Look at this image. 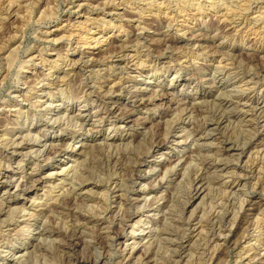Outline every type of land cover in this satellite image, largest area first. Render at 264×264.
Here are the masks:
<instances>
[{
	"label": "rangeland",
	"instance_id": "rangeland-1",
	"mask_svg": "<svg viewBox=\"0 0 264 264\" xmlns=\"http://www.w3.org/2000/svg\"><path fill=\"white\" fill-rule=\"evenodd\" d=\"M243 2L0 0V173L16 175L8 189L0 187V264H264V226L254 225L264 221V138L252 137L264 131V117L250 110L240 116L235 108L240 95L258 97L239 88H245L252 74L253 81L260 79L258 90L264 89V0ZM123 83L128 88L123 89ZM136 92L144 96L146 105L134 97ZM47 99L48 104L52 101L49 108L62 114L56 123L49 121ZM233 111L236 116L228 117ZM81 112L88 116L77 117ZM222 119L221 128L213 131L208 126ZM125 120H131L134 127L127 134L133 136V143L128 139L109 150L103 137L126 135L122 132ZM204 132H210L207 139ZM23 135L22 153L13 152V140ZM199 135L202 139L197 142ZM46 141L44 152L38 154L36 149ZM155 141H161L157 169L150 170L152 156L141 168L135 167L125 151L128 145L142 144L145 150ZM247 141L239 162L232 155L239 150H224L230 143L237 148ZM81 143L86 145L81 148L84 154L71 156ZM198 144H211L212 150H199ZM108 152L116 154L109 165L106 162L112 154ZM182 156L187 161L178 166L177 173L184 172L185 178L169 172L162 179L170 160ZM222 157L232 169L228 168L230 174L245 167L240 180L226 171L215 172L214 164ZM78 158L80 164L70 174L48 176ZM1 176L3 184L6 178ZM197 177L205 185L199 197L194 191ZM37 179L44 182L34 185ZM115 181L123 184L122 190L115 192ZM226 181L235 184L233 190ZM123 192L127 197L123 195L120 201L118 195ZM92 195L95 199L89 200ZM49 197H58L63 208L46 209L43 204ZM247 197L252 202L238 221L234 225L230 218L224 222L233 226L232 231H225V238L213 239L208 234L213 216L223 209L232 212L229 205L234 200L236 207H231L238 210L240 200ZM6 202H14L18 211L12 212ZM126 211L132 216L130 226L123 224ZM149 214L154 220L149 225L137 224L138 232L141 225L146 230L133 237L131 224L140 217L148 219ZM195 224L198 229L191 234ZM35 227L48 232L42 235ZM113 234L120 236L114 244ZM27 242L30 255L23 259L19 252L14 256L13 249H22ZM134 242L138 251L129 260L123 259L125 245ZM244 250L257 255L252 260L239 257Z\"/></svg>",
	"mask_w": 264,
	"mask_h": 264
},
{
	"label": "bare ground",
	"instance_id": "bare-ground-1",
	"mask_svg": "<svg viewBox=\"0 0 264 264\" xmlns=\"http://www.w3.org/2000/svg\"><path fill=\"white\" fill-rule=\"evenodd\" d=\"M242 2L244 1V0H241ZM248 2V1H247ZM153 3V2H152ZM244 3V2H243ZM245 3H246V1H245ZM247 4V3H246ZM249 5V4H248ZM247 5V6H248ZM11 6H12V4L11 5H9V8L8 9H10L11 8ZM246 6V7H247ZM244 7V6H243ZM258 7V6H257ZM8 9H7V11H8ZM241 9V8H240ZM30 10V9H29ZM199 10V9H198ZM244 10V9H243ZM242 11V10H241ZM10 13V12H9ZM230 13V12H229ZM235 13H237V12H235ZM239 13H240V11H239ZM237 15V14H236ZM235 15V16H236ZM239 15H241V13L239 14ZM2 16V15H1ZM238 16V15H237ZM258 18H259V16H258ZM262 18H264V16L262 17ZM255 19V18H254ZM259 20V19H258ZM264 21V20H263ZM253 30V29H252ZM136 53V52H135ZM226 57V56H225ZM30 58V57H29ZM94 58V57H93ZM76 65H77V63H76ZM76 65H73V66H76ZM150 65V64H149ZM73 68V67H72ZM219 69V68H218ZM72 71V70H71ZM255 75H258V74H255ZM261 75V74H260ZM230 75H228L227 77H229ZM251 76H253V74L251 75ZM251 76H249V79L245 82V80L244 81H242V82H245V88H243V86H240L239 88L241 89V91L243 92V91H245V90H251V93H254V95L256 96H258L257 98H249V97H247V98H243V96L242 95H240V96H238L237 98V106L235 107L237 110H238V113H239V115L241 116V115H245L249 110L250 111H252L253 112V114H257V116L259 115V117H264V89L262 88V89H260V90H258V84H259V81H260V79H257L256 78V82L255 81H253L254 79H255V76L254 77H251ZM57 77H59V76H57ZM237 77V76H236ZM264 79V78H263ZM259 80V81H258ZM252 81L254 82V83H252ZM262 82V81H261ZM236 83V82H235ZM250 83H252V84H250ZM128 86L129 85H126V83H123V89L125 88H128ZM131 87V86H130ZM119 88V87H118ZM91 93V92H90ZM140 96V93H138V92H136L135 94H134V97L139 101V102H141V104L143 105V104H145L146 105V99L144 98V96L143 97H139ZM142 96V95H141ZM138 97H139V99H138ZM151 99V98H150ZM47 101H48V99L47 100H45V102L44 103H47ZM150 101V100H149ZM223 101V100H222ZM148 102V101H147ZM50 103H52V101H49V104L47 103V105H45L47 108H45V109H47V110H49V114H52V116L51 117H49V121L50 120H53V122H58L59 120H60V118H61V113L60 112H57L58 110H55V109H53V108H49V106L48 105H50ZM222 103V102H221ZM221 103H219V105L221 104ZM236 103V102H235ZM149 104V103H148ZM187 105V104H186ZM189 105V104H188ZM148 106V105H147ZM218 106V105H217ZM232 106V105H231ZM221 107V106H220ZM223 107V106H222ZM228 107V106H227ZM247 107H249V109H246ZM188 108H189V106H188ZM191 108V107H190ZM194 108V107H193ZM82 108H80V110H81ZM228 109V108H227ZM231 109V108H230ZM191 110V109H190ZM235 110V109H234ZM225 111H226V109H225ZM230 111V110H229ZM232 111V110H231ZM249 111V112H250ZM108 112V111H107ZM221 112V111H220ZM110 113H112V112H110ZM226 113H227V111H226ZM236 112H231V114H229L228 115V117H234V116H236V114H235ZM64 115H67V113L65 112L64 113ZM216 115V114H215ZM71 116V115H70ZM88 116V113H85V112H81V113H79L78 114V116L77 117H79V118H84V117H87ZM222 116V115H221ZM224 116V115H223ZM255 116V115H254ZM256 116V117H257ZM74 117V116H73ZM249 117V116H248ZM71 119H72V117H70ZM216 118V117H215ZM224 118V117H223ZM239 118V117H238ZM251 118H253V117H251ZM87 119V118H86ZM85 119V120H86ZM260 119V118H259ZM242 120V119H241ZM252 120V119H251ZM256 120V119H255ZM146 121V120H145ZM212 121V120H211ZM253 121H254V119H253ZM52 122V121H51ZM62 122V121H61ZM229 122V121H228ZM131 120H125V124H124V128H123V130H122V132H126V135H123V133L122 134H119V135H117V134H115V135H108V136H104L103 138H104V140H105V142H104V145H107V146H109V150L110 149H113L114 147H117V149H118V147L119 146H122V144L123 143H125L128 139H130L129 141L130 142H132L133 141V136L130 134V136H127V134H128V131L129 130H132V128H134V127H132L131 126ZM211 123V122H210ZM223 123V119L222 120H220V121H218V122H215V123H213V124H208V126H212V128H211V130H216V129H218V128H221L220 127V125ZM243 123V122H242ZM253 123H256V122H253ZM58 124V123H57ZM224 124H225V122H224ZM60 126L62 125V123H60L59 124ZM239 125H240V123H239ZM243 125V124H242ZM170 126V125H169ZM168 126V127H169ZM62 127V126H61ZM60 127V128H61ZM226 127V126H225ZM196 128V127H195ZM207 128V127H206ZM244 128V127H243ZM205 129V128H204ZM207 130H209V127L207 128ZM197 131V130H196ZM219 131V130H218ZM195 132V131H194ZM207 132V131H206ZM247 132V131H246ZM253 132H254V129H253ZM20 133V132H19ZM29 133H31V132H29ZM205 133V132H204ZM248 133V132H247ZM28 134V133H27ZM147 134V133H146ZM169 134V133H168ZM168 134H166V135H168ZM250 134V133H249ZM253 134V133H252ZM251 134V135H252ZM165 135V136H166ZM198 135V134H197ZM203 135V134H202ZM202 135H201V137H200V135H199V138H197V139H195V141H200L201 139H202ZM210 135V132L209 133H205V138L206 137H208ZM244 135V134H243ZM262 136V138H264V131L263 132H259V133H257V132H255L254 134H253V138H254V136ZM2 137V136H1ZM26 137V136H25ZM25 137H24V135L23 136H18L17 137V139H15V140H13V145H15L14 147V151L13 152H15V153H22V151H23V148H24V146H25V144H23V139H25ZM92 137H94V138H96V136H94L93 134H92ZM176 137V136H175ZM198 137V136H197ZM18 138L20 139V138H22L21 140H18ZM152 139V138H151ZM162 139H164V138H162ZM161 139V141H163ZM170 139V138H169ZM207 139V138H206ZM157 140V139H156ZM159 140V139H158ZM246 140V139H245ZM140 141H142V140H140ZM161 141H159V142H161ZM175 141H177V139L176 138H174L173 139V142H175ZM185 142L187 141V139H185L184 140ZM183 141V142H184ZM207 141V140H206ZM262 141H263V139H262ZM42 142V141H41ZM159 142H157V141H155V142H152V143H150L149 145V147H145L144 149L145 150H142V148L144 147H140V145H142V144H139V145H136V147H129V145H128V147L126 148L127 150H125V151H127V154H130L129 156H131V159H132V157H133V159H134V161H132V162H135V164H134V166L135 167H139V168H141V166H143L144 165V163H146V161H147V157H149V156H152V158L153 159H151L150 160V162H153V164L150 166V170H156L157 169V166L159 165V164H157V163H160V162H158V161H156V159H157V154H158V150H160V143ZM180 142V141H179ZM133 143V142H132ZM140 143V142H139ZM143 143V142H142ZM164 143V142H163ZM202 143H204V142H202ZM234 143V142H233ZM237 143V142H236ZM250 143V141H247V142H245L244 143V145H242V147H235L234 148V146H233V144L231 145V143H230V146H228V147H224V150L225 151H228V149H230V148H232V150H239L237 153H235V151H234V153H232V155H233V157H235L236 159H237V161L239 162L240 161V159H241V157H242V155H244L245 153H246V150H247V146H248V144ZM40 144V143H39ZM131 144V143H130ZM170 144V143H169ZM212 144V143H211ZM211 144H198V147H196V148H199V150L200 149H206V150H212L211 149ZM12 145V144H11ZM36 145H38V144H36ZM144 145V144H143ZM211 145V146H210ZM251 145V144H250ZM47 146V141L43 144V145H41L40 147H38L37 149H36V151H38V154L39 153H43L44 152V150H45V147ZM86 145L84 144V143H81V146L79 147V148H77V149H75L74 150V152H75V154L74 153H71L72 155L71 156H76V155H83L84 154V151L83 150H81V148L82 147H85ZM95 146V145H94ZM93 146V147H94ZM132 146V145H131ZM226 146V145H225ZM76 147H77V145H76ZM139 147L141 148L140 150H138L139 149ZM159 147V148H158ZM250 147V146H249ZM44 148V149H43ZM194 149V148H193ZM196 150H198V149H196ZM260 150V149H259ZM258 150V151H259ZM204 151V150H203ZM110 152V151H109ZM108 152V153H109ZM117 152V151H116ZM195 152V151H194ZM201 152V151H200ZM209 152V151H208ZM261 152V151H260ZM196 153V152H195ZM226 153V152H225ZM257 153V152H256ZM27 154V153H26ZM109 154H112V153H109ZM108 154V155H109ZM219 154H220V152H219ZM230 154V153H229ZM116 156V154H112L111 155V157L112 156ZM163 155V154H162ZM262 155H263V153H262ZM178 156V155H177ZM193 156V155H192ZM229 156V155H228ZM68 157V156H67ZM108 157V156H107ZM108 157V163L106 162V164H108L109 165V163L111 162V160L114 158V157ZM194 157H196V156H194ZM264 157V156H263ZM124 158V157H123ZM220 158V157H219ZM262 158V157H261ZM116 159H117V157H116ZM115 159V160H116ZM127 159V158H126ZM130 159V158H129ZM193 159V158H192ZM195 159V158H194ZM194 159H193V161H194ZM119 160V159H118ZM170 160V159H169ZM222 160V161H221ZM221 160H219L218 159V161L214 164V167H215V169L214 168H212V170L214 169L215 170V172L216 171H218L221 175L222 174H224V172L226 171V174H227V172H229L228 171V168H230L229 167V165H228V162H223V157H222V159ZM226 160V159H225ZM224 160V161H225ZM57 161V160H56ZM56 161L53 163V164H51V166L50 167H54V165H56ZM79 161V158L76 160V163L75 164H73L72 163V165H70V163H69V165H65V167H63L60 171H56V172H50V174L48 175V176H53L54 174H56V173H65V174H68V172L72 169H75V166L76 165H79L80 163V161ZM105 161V160H104ZM171 161V166H169V167H167L166 169H165V171H164V173H163V178L162 179H165L166 177H167V174L169 173V172H171L173 175H176V174H178V176L179 175H182L184 172H179V173H177V168H178V166H181V165H183L184 163H186V161H187V158L185 157V156H182V157H176L175 159H171L170 160ZM229 161H230V159H229ZM257 161V160H256ZM113 162V161H112ZM121 163L123 162V161H120ZM192 162V161H191ZM204 162V161H203ZM115 163V162H114ZM131 163V161L129 162V164ZM188 163V162H187ZM214 163V162H213ZM116 164V163H115ZM123 164V163H122ZM169 164V165H170ZM57 165L58 166H60L61 165V163H59V162H57ZM121 165V164H120ZM126 165V164H125ZM132 165V164H131ZM199 165V164H198ZM203 165V164H202ZM201 165V166H202ZM253 165H255V164H253ZM258 165V164H257ZM256 165V166H257ZM260 165V164H259ZM127 166H128V164H127ZM127 166H126V168H127ZM261 166V165H260ZM79 167V166H78ZM187 167V166H186ZM204 167V166H203ZM202 167V168H203ZM206 167V166H205ZM208 167H210V166H208ZM232 167V166H231ZM248 167V166H247ZM77 168V167H76ZM112 168V167H111ZM110 168V169H111ZM118 168V167H117ZM116 167H115V169H117ZM123 168V167H122ZM129 168V167H128ZM193 168V167H192ZM233 168V167H232ZM245 168V167H244ZM244 168H241V171L239 170L238 172L237 171H235V172H237V173H235V172H232L231 174H230V172H229V174H230V177H235V178H237L236 180H240V178L244 175L243 173H242V170L244 169ZM258 168H260V167H257V170H259ZM113 169V168H112ZM130 169H132L131 167H130ZM190 169V168H189ZM201 169V168H200ZM231 169V168H230ZM235 169V168H234ZM254 169V168H253ZM252 169V170H253ZM114 170V169H113ZM138 170V169H137ZM185 170V169H184ZM207 170V169H206ZM232 170V169H231ZM262 170V169H261ZM261 170H259V171H261ZM75 172L76 171H78V170H74ZM126 171V170H125ZM124 171V172H125ZM127 171H128V169H127ZM126 171V172H127ZM131 171V170H130ZM72 172V171H71ZM115 172V171H114ZM123 172V171H122ZM123 172V173H124ZM126 172H125V174H126ZM132 172V171H131ZM186 172V171H185ZM189 172V171H188ZM213 172V171H212ZM263 172V171H262ZM187 173V172H186ZM217 173V172H216ZM219 173H217V174H219ZM243 175H242V174ZM69 174H70V172H69ZM117 174V173H116ZM124 174V175H125ZM185 174V173H184ZM184 174H183V176H184ZM225 174V175H226ZM238 174V175H237ZM255 174V173H254ZM259 174H261V173H259ZM0 175H2L1 176V178H6L5 179V182L2 184V182L0 183V187L1 186H5V188H9L13 183H14V180H15V176L16 175H12L11 173H9V171H5V172H3V173H0ZM76 175V174H75ZM79 175V174H78ZM77 175V176H78ZM124 175H122L123 177H124ZM127 175V174H126ZM188 175H189V173H188ZM215 176H216V174H214ZM213 175V176H214ZM72 176H74V172H73V175ZM132 176V175H131ZM177 176V177H178ZM182 176V177H183ZM185 176H186V174H185ZM185 176H184V178H185ZM198 176V175H197ZM209 176V175H208ZM212 176V175H211ZM212 176V177H213ZM262 176V175H261ZM122 177V178H123ZM162 177V176H161ZM202 177V176H201ZM201 177L199 178V177H197L196 179H194V181H195V187H194V191H195V194L196 195H198V197H199V195H201L202 193H203V191L205 190V185H203V182H202V179H201ZM204 177V176H203ZM78 178V177H77ZM121 178V177H120ZM183 178V179H184ZM209 178V177H208ZM219 178V177H218ZM21 179V178H20ZM176 179V178H175ZM205 179V178H204ZM210 179V178H209ZM112 180V179H111ZM110 180V181H111ZM161 180V179H160ZM186 180V179H185ZM36 182H35V184L34 185H39V184H41L42 182H44L42 179H37V180H35ZM107 181V180H106ZM121 181H124V180H121ZM204 181V180H203ZM108 183H109V180L107 181ZM180 182H181V180H180ZM193 182V181H192ZM260 182V181H259ZM262 182V181H261ZM260 182V183H261ZM115 183L116 184H114L115 185V187H114V190L116 189V188H118V190L117 191H115V192H118V191H120V190H122L123 189V184L121 185V184H119V182L118 181H115ZM123 183V182H122ZM126 183V182H125ZM208 183V182H207ZM226 185H227V187L229 188V189H232L233 190V187H235V184L233 183V184H231V183H229V182H224ZM209 184V183H208ZM262 184V183H261ZM81 185V184H80ZM94 185V184H93ZM96 185V184H95ZM107 185V184H106ZM105 185V186H106ZM113 185V186H114ZM18 186V188H19V186H20V184L17 182V185H16V187ZM99 186V185H98ZM101 186V185H100ZM245 186V185H244ZM209 187V186H208ZM261 188V187H260ZM6 189V190H7ZM72 189V188H71ZM75 190H76V188H74ZM90 189V188H89ZM127 189V188H126ZM219 189V188H218ZM227 190V189H226ZM93 191V190H92ZM110 191H111V189H110ZM72 192V191H71ZM95 192V191H94ZM126 192V191H125ZM218 192V191H217ZM105 193H107V191H105ZM128 193V192H127ZM215 193V192H214ZM230 193V192H229ZM142 194V193H141ZM144 194V193H143ZM176 194V193H175ZM205 194V193H204ZM56 195V194H55ZM125 196L126 195V193H120L119 195H118V197H119V199H120V201H121V199H122V196ZM128 195V194H127ZM142 196V195H141ZM69 197V196H68ZM74 197V196H73ZM88 197H90V196H88ZM125 197H127V196H125ZM139 197V196H138ZM236 197V196H235ZM145 198H147V197H145ZM149 198V197H148ZM229 198V197H228ZM50 199H53V203L52 204H50L51 203V201H50ZM69 199H72L71 197L69 198ZM75 200H73V201H76V198H74ZM89 200H93V199H95V197L92 195L90 198H88ZM231 199V198H230ZM229 199V200H230ZM127 200H129V199H127ZM131 200V199H130ZM147 200V199H146ZM149 200V199H148ZM79 201V200H78ZM140 201V200H139ZM138 201V202H139ZM150 201V200H149ZM157 201V200H156ZM159 201V200H158ZM228 201V200H227ZM241 202H239V206L237 207V209L238 210H235V208H234V211H233V208L232 207H236V204L234 203L235 202V200H234V202H232V207H231V205H229L230 206V208H231V210H232V212L230 211V209H228V211H223V210H221V212L219 211V212H215L216 213V215L215 216H213V215H211V216H213V219H214V221H212V219H210L212 222H214L213 223V228L210 230V233H208V234H210L211 235V237H213V239H216V240H219V239H221L222 237H226L227 235V232H231L232 231V227L233 226H231V227H229L228 226V224H225L224 222L225 221H227V219L228 218H230L229 219V222H233V225L236 223V221H238V218H239V216H241L240 215V213H241V211L244 209V208H246V206L247 205H249L251 202H252V199H250V198H244V199H242V200H240ZM68 202V201H67ZM155 202V201H154ZM184 202V201H183ZM13 203L14 202H6V204H7V208L8 209H10L12 212H16V211H18V208L17 207H13L14 205H13ZM64 203V202H63ZM122 203V202H121ZM124 203V202H123ZM133 203V202H132ZM137 203V202H136ZM142 203H143V201H142ZM142 203H141V205H142ZM148 203V202H147ZM147 203H145V204H147ZM150 203V202H149ZM156 203V202H155ZM231 203V202H230ZM154 204V203H153ZM158 204V203H157ZM238 204V203H237ZM43 205H45L46 206V209H49V208H51L52 210L53 209H55V208H63L62 207V202H60V200L58 199V197H49V199L47 198L46 199V201L44 202V204ZM69 205V204H68ZM97 205V204H96ZM103 205V204H102ZM125 205V204H124ZM123 205V207H125ZM149 205V204H148ZM166 205H167V203H166ZM169 205V204H168ZM64 206H65V203H64ZM121 206V205H120ZM138 206H139V204H138ZM143 206V205H142ZM146 206V205H145ZM152 206V205H151ZM219 206H221V205H219ZM227 206V205H226ZM140 207V206H139ZM157 207V206H156ZM159 207V206H158ZM148 208V207H147ZM165 208H166V206H165ZM169 208V207H168ZM213 208V207H212ZM220 208V207H219ZM223 208V207H222ZM225 208V207H224ZM51 209H50V211H51ZM124 209V208H123ZM141 209V208H140ZM157 209V208H156ZM167 209V208H166ZM226 209H227V207H226ZM127 210V209H126ZM128 210H129V208H128ZM158 210H159V208H158ZM219 210V209H218ZM9 211V210H8ZM54 211V210H53ZM119 211H120V209H119ZM123 211V210H122ZM138 211V210H137ZM169 211V209L167 210V212ZM171 211V210H170ZM169 211V212H170ZM6 212V211H5ZM39 212H44V210H42V211H39ZM49 212V211H48ZM159 212H161V211H159ZM36 213V212H35ZM93 213V212H92ZM119 213V212H118ZM125 214L127 213V211L126 212H124ZM129 214L127 215V216H124V215H122V217L124 216V217H126V218H124L123 219V224L125 225V226H130V224H128L129 223V220L131 219V215H130V212H128ZM138 213V212H137ZM163 213H164V211H163ZM162 213V214H163ZM206 213V212H205ZM32 214L34 215V213L32 212ZM31 214V215H32ZM39 214V213H38ZM76 214V213H75ZM75 214H74V216H75ZM78 214V213H77ZM123 214V213H122ZM153 214V213H152ZM171 214V213H170ZM73 215V214H72ZM81 215H83V214H81ZM80 215V216H81ZM115 215V214H114ZM117 215V214H116ZM157 215H159V213L158 214H156V216ZM165 215H166V213H165ZM38 216V215H37ZM40 216V215H39ZM112 216V215H111ZM1 217V216H0ZM33 217V216H32ZM76 217V216H75ZM83 217V216H82ZM113 217V216H112ZM115 217V216H114ZM119 217H120V215H119ZM165 218V216H162V218ZM168 217V216H167ZM206 217V216H205ZM39 218V217H38ZM72 218H73V216H72ZM116 218V217H115ZM114 218V219H115ZM147 218L148 219H143L142 217H140V218H138L135 222H133V224H131V227H132V229H131V234L133 235V237H135L134 235L135 234H140V233H142V232H144L145 230H146V226H139V230H140V232H138V229H135V227H136V225L137 224H148V223H150L152 220H154V215H148L147 216ZM176 218V217H175ZM207 218H209L208 216H207ZM211 218V217H210ZM263 218V217H262ZM75 219V218H74ZM79 219V218H78ZM86 219V218H85ZM113 219V220H114ZM160 219V218H159ZM158 219V220H159ZM76 220V219H75ZM120 220H122V219H120ZM165 220V219H164ZM175 220H177V219H175ZM208 220V219H207ZM3 221V220H2ZM79 220H77L76 222H78ZM105 221V220H104ZM167 221H168V219H167ZM200 221V220H199ZM122 222V221H121ZM164 222V221H163ZM169 222H170V220H169ZM201 222V221H200ZM200 222H197V224L198 223H200ZM257 222H258V220H257ZM109 223V222H108ZM108 223H106V224H108ZM164 223H166V220H165V222ZM190 223V222H189ZM207 223V222H206ZM82 224H84V223H82ZM163 224V223H162ZM169 224V223H168ZM172 224V223H171ZM197 224H195V225H193V226H191V228H190V230H191V234H193V233H195V231H197ZM248 224V223H247ZM74 225V224H73ZM149 225V224H148ZM175 225V224H174ZM189 225V224H188ZM211 225H212V223H211ZM254 225H256V228H263V226H264V221L263 220H260V222H258V224L256 223L255 224V222H254ZM33 224L32 225H30V227L29 228H33ZM38 226V225H37ZM77 226V225H76ZM82 227H83V225H81ZM110 226V225H109ZM108 226V227H109ZM165 226V225H164ZM163 226V227H164ZM169 226H170V224H169ZM178 226V225H177ZM72 227V226H71ZM80 227V226H79ZM103 227V226H102ZM107 227V228H108ZM124 227V226H123ZM148 227V226H147ZM166 227V226H165ZM206 227V226H205ZM40 228V229H39ZM42 227H35L34 229H39V233L40 234H42V235H44V234H46V232H48L44 227V229L42 228ZM112 228V227H111ZM184 228H185V230H184ZM184 228H183V230L184 231H186V227H185V225H184ZM253 228V227H252ZM255 228V227H254ZM70 229V228H69ZM78 229V228H77ZM77 229H75V231H77ZM102 229V228H101ZM100 229V230H101ZM104 229H106V228H104ZM161 229V228H160ZM168 229V227L165 229V230H167ZM187 229H189V227L187 228ZM49 230V229H48ZM73 230V232H74V229H72ZM99 230V231H100ZM107 230V229H106ZM109 230V229H108ZM179 230V229H178ZM181 230V229H180ZM202 230H204V229H202ZM253 229H251V231H252ZM261 230V229H260ZM50 231V230H49ZM151 232H152V230H150ZM173 231V230H172ZM176 231H177V229H176ZM205 231V230H204ZM225 231H227L226 233H225ZM249 231V230H248ZM254 231H258V230H254ZM52 232V231H51ZM108 232V231H107ZM171 232V231H170ZM174 232H175V230H174ZM178 232V231H177ZM182 232V231H181ZM187 232V231H186ZM185 232V234H187ZM189 232V231H188ZM203 232V231H202ZM209 232V231H208ZM259 233H261L260 231H258ZM65 233H67V232H65ZM106 233V232H105ZM109 233V232H108ZM107 233V234H108ZM158 233L159 232H157V237H158ZM166 233V232H165ZM178 233H180V232H178ZM177 233V234H178ZM207 233V232H206ZM48 234V233H47ZM53 234V233H52ZM72 234V233H71ZM73 234H75V233H73ZM73 234H72V236H73ZM77 234V233H76ZM75 234V235H76ZM110 234V233H109ZM112 234V233H111ZM152 234V233H151ZM171 234V233H170ZM170 234H169V236H170ZM67 235V234H66ZM70 235V234H69ZM101 235V234H100ZM190 235V234H189ZM52 236V235H51ZM161 236V235H160ZM163 236V235H162ZM174 236V235H173ZM178 236V235H177ZM183 236H184V234H183ZM202 236V235H201ZM209 236V235H208ZM253 236V235H252ZM262 236V235H261ZM71 237V236H70ZM74 237V236H73ZM77 237V236H76ZM119 235H111L110 236V238H111V240H112V243L114 244V243H117V241L119 240ZM149 237V236H148ZM171 237V236H170ZM180 237V236H179ZM187 237H189V236H187ZM187 237H185V238H187ZM199 237V236H198ZM224 237V238H225ZM166 238V237H165ZM168 238V237H167ZM180 238H183V237H180ZM185 238H183V240L185 239ZM204 238V237H203ZM209 238H210V236H209ZM172 239H174V240H176L175 239V237L174 238H172ZM212 239V240H213ZM163 240V239H162ZM161 240V241H162ZM169 240H170V238H169ZM180 240V239H179ZM211 240V239H210ZM252 240V239H251ZM261 240V239H260ZM108 241V240H107ZM186 242L188 241V240H185ZM154 242V241H153ZM176 242H177V240H176ZM180 242V241H179ZM213 242H215V240L213 241ZM250 242V240L247 242V245H249L250 246V244H248ZM135 243V242H134ZM155 243V242H154ZM183 243V242H182ZM262 243V242H261ZM173 244V243H172ZM181 243H179V247L181 246L180 245ZM185 244V243H184ZM236 244V243H235ZM238 244V243H237ZM244 244V243H243ZM264 244V243H263ZM110 245V244H109ZM137 245V243H135V244H133V245H129V244H126L125 245V248L123 249V259H127V260H129L131 257H133L134 255H135V253L138 251V246H136ZM149 245H151V242H150V244ZM175 245V244H174ZM178 245V244H177ZM176 245V246H177ZM241 245V244H240ZM252 245V244H251ZM261 245V244H260ZM148 246V245H147ZM156 246V245H155ZM248 246V247H249ZM154 247V246H153ZM160 247V246H159ZM182 247V246H181ZM218 247V246H217ZM254 247H255V245H254ZM19 247H15L13 250V255L14 256H16L19 252H22L21 253V255H20V258H25V257H28L29 255H30V243H26V244H24V247L21 249V248H19V250H16V249H18ZM149 247H147L146 249H148ZM161 248V247H160ZM252 248V247H251ZM257 248V247H256ZM140 249V248H139ZM144 249V248H143ZM157 249V248H156ZM192 249V248H191ZM244 249H245V246H244ZM250 249V248H249ZM248 249V250H249ZM181 250V249H180ZM179 250V251H180ZM183 250V249H182ZM247 250V251H248ZM256 250V249H255ZM106 251V250H105ZM144 251V250H143ZM146 251V250H145ZM154 251V250H153ZM246 250H244L243 251V253L242 254H240V256L239 257H241V258H246V259H248V260H252V259H254V257H256V253H254V254H249V252H247ZM250 251V250H249ZM155 252H156V250H155ZM182 253V252H181ZM261 253V252H260ZM264 253V252H263ZM121 255V256H122ZM158 255V254H157ZM181 255V254H180ZM141 256V255H140ZM146 256V255H145ZM199 256V255H198ZM259 256V255H258ZM262 256V255H261ZM139 258H141V257H139ZM143 258V257H142ZM146 258V257H145ZM263 258H264V256H263ZM14 259V258H13ZM22 259V260H23ZM256 259V258H255ZM258 259V258H257ZM256 259V260H257ZM5 260V259H4ZM7 260V259H6ZM21 260V261H22ZM152 259H150V261H151ZM27 261H28V259H27ZM144 261H145V259H144ZM241 261V260H240ZM19 262V261H18ZM122 262V261H121ZM149 262V261H148ZM263 262V261H262ZM6 263V262H5ZM89 263V262H88ZM94 263H97V261H95L94 260ZM146 263H147V261H146ZM246 263H248V261L246 262ZM249 263H251V262H249ZM248 263V264H249ZM253 263V262H252ZM19 264V263H18ZM22 264V263H21ZM92 264V263H91ZM121 264H125V263H121ZM255 264V263H254Z\"/></svg>",
	"mask_w": 264,
	"mask_h": 264
}]
</instances>
